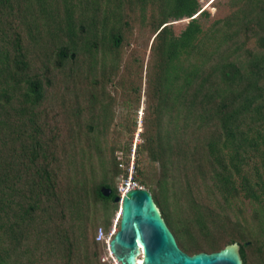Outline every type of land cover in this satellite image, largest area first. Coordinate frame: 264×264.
Segmentation results:
<instances>
[{
	"label": "rangeland",
	"instance_id": "rangeland-1",
	"mask_svg": "<svg viewBox=\"0 0 264 264\" xmlns=\"http://www.w3.org/2000/svg\"><path fill=\"white\" fill-rule=\"evenodd\" d=\"M248 1L197 0L195 17L206 12L197 19L210 37L217 30L231 34ZM172 8L169 0H19L14 13L3 10L1 25L9 31L5 42L16 32L21 35L25 59L44 89L39 123L56 158L58 185L52 201L30 217L24 235L18 227L0 234V264H109L103 261L107 243L98 231L106 236L119 230L121 206L98 200L95 190L103 182L118 187L125 172L120 165L135 162L136 181L158 194L161 167L150 158L145 139L183 119L179 110L170 117L171 108L180 107V94L173 89L169 96L164 87L162 49L154 40L164 21L179 37L192 19L177 20ZM113 35L121 38L118 48ZM61 51L67 54L62 61ZM204 138L199 133L198 141ZM263 165L253 157L243 175L256 183L264 179ZM187 173L196 176L190 183L202 192L205 205L232 223L229 234H197L199 243L221 240L223 246L241 232L252 242L248 264H260L264 203L241 195L227 205L207 188L200 172ZM69 241L74 258L68 256Z\"/></svg>",
	"mask_w": 264,
	"mask_h": 264
},
{
	"label": "trees",
	"instance_id": "trees-1",
	"mask_svg": "<svg viewBox=\"0 0 264 264\" xmlns=\"http://www.w3.org/2000/svg\"><path fill=\"white\" fill-rule=\"evenodd\" d=\"M169 1H173L172 14L177 20L192 19L179 37L164 21L154 40L162 49L164 87L169 96L173 89L180 94V107L173 106L170 117L174 119L179 110L183 123L175 121L173 127L158 128L154 136L145 139L150 158L161 167L159 191L153 198L184 252H218L241 239L246 242L238 243L239 252L243 264H248L247 248L252 242L241 232L223 246L221 240L207 242V246L199 243V235L229 234L232 223L218 219L205 205L202 192L190 183L196 176L187 172H200L207 188L227 205L241 195L264 203L263 177L252 183L243 175L253 157L264 164V0H249L233 32L217 30L214 37L205 34L197 19L206 12L195 17L197 0ZM18 3L0 0V234L5 235L7 227L12 233L18 227L22 236L30 217L52 201L58 181L56 158L49 152L50 141L39 123L43 86L25 59L21 35L16 32L10 43L5 42L9 31L1 25L3 10L12 14ZM112 38L118 48L121 38ZM66 56L64 51L59 54L61 61ZM170 102L176 105L174 100ZM199 133L205 135L203 141H198ZM129 168L130 163L120 165L125 171L123 178L128 177ZM135 175L134 162L136 180ZM102 186L111 188L113 194L102 196ZM118 195V187L107 182L95 190L96 198L106 203H116ZM260 229L264 234V217ZM69 244L68 256L74 258L75 246ZM262 247L260 264H264Z\"/></svg>",
	"mask_w": 264,
	"mask_h": 264
},
{
	"label": "water",
	"instance_id": "water-1",
	"mask_svg": "<svg viewBox=\"0 0 264 264\" xmlns=\"http://www.w3.org/2000/svg\"><path fill=\"white\" fill-rule=\"evenodd\" d=\"M100 191L104 197L113 194L106 186ZM114 201L121 206L120 228L109 246L121 264H138L141 255V264H243L237 243L213 253L184 252L148 189L130 190Z\"/></svg>",
	"mask_w": 264,
	"mask_h": 264
},
{
	"label": "built area",
	"instance_id": "built-area-1",
	"mask_svg": "<svg viewBox=\"0 0 264 264\" xmlns=\"http://www.w3.org/2000/svg\"><path fill=\"white\" fill-rule=\"evenodd\" d=\"M138 188H143L135 179H134V162L131 163L130 168H129V175L127 178H123L121 184L118 186V192L119 196L122 198L127 192L133 189H138ZM116 227L108 234L105 236L103 229H99L98 231V237L100 240L104 239L106 240L107 243V255L104 257L103 261L108 262L109 264H121L115 255L111 252L109 243L111 239L115 235ZM111 238V239H110ZM142 255L139 256V258ZM140 261V260H139ZM142 261V260H141ZM141 264V262L139 263Z\"/></svg>",
	"mask_w": 264,
	"mask_h": 264
},
{
	"label": "bare ground",
	"instance_id": "bare-ground-1",
	"mask_svg": "<svg viewBox=\"0 0 264 264\" xmlns=\"http://www.w3.org/2000/svg\"><path fill=\"white\" fill-rule=\"evenodd\" d=\"M141 128V126H139V129ZM121 213V212H120ZM118 218H119V216H118ZM118 221V220H117ZM115 232H117V229H116V231ZM111 239V238H110ZM140 260V261H139ZM141 262V257L139 258L138 257V264Z\"/></svg>",
	"mask_w": 264,
	"mask_h": 264
}]
</instances>
